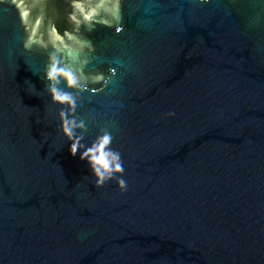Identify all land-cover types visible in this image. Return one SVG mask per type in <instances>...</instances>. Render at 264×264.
Segmentation results:
<instances>
[{"label":"water","instance_id":"1","mask_svg":"<svg viewBox=\"0 0 264 264\" xmlns=\"http://www.w3.org/2000/svg\"><path fill=\"white\" fill-rule=\"evenodd\" d=\"M0 264H264V0H0Z\"/></svg>","mask_w":264,"mask_h":264},{"label":"clouds","instance_id":"2","mask_svg":"<svg viewBox=\"0 0 264 264\" xmlns=\"http://www.w3.org/2000/svg\"><path fill=\"white\" fill-rule=\"evenodd\" d=\"M46 80L52 82L57 78H62L67 87H72L75 84V80L72 78L70 73H65L62 70H57L55 65H52L47 74ZM50 94L52 96V102L54 103H66L69 101L70 97L67 95L57 92L54 88L50 89ZM65 135H69V131L65 130ZM111 143V137L105 135L101 137L98 142L91 148L85 150L80 159L87 160L89 163L93 175L96 177V186H101L106 179H109L111 174H119L123 171L121 164L119 163V153L112 151H105L108 145ZM70 155L75 156L77 152V145L75 143L71 144L69 149ZM118 187L123 191L125 189V182L123 180L118 182Z\"/></svg>","mask_w":264,"mask_h":264},{"label":"snow or ice","instance_id":"3","mask_svg":"<svg viewBox=\"0 0 264 264\" xmlns=\"http://www.w3.org/2000/svg\"><path fill=\"white\" fill-rule=\"evenodd\" d=\"M117 30H119V29H117ZM66 72H71V71H69V70H67V69H64Z\"/></svg>","mask_w":264,"mask_h":264}]
</instances>
